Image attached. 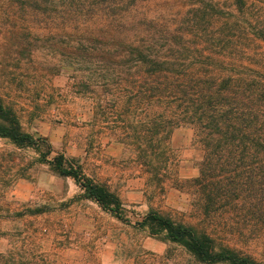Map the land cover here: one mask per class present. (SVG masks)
Instances as JSON below:
<instances>
[{"label": "rangeland", "instance_id": "374dc122", "mask_svg": "<svg viewBox=\"0 0 264 264\" xmlns=\"http://www.w3.org/2000/svg\"><path fill=\"white\" fill-rule=\"evenodd\" d=\"M239 1L242 6L238 0H0V101L15 115L20 112L21 128L26 134L50 144V158L66 156V151L43 137L41 133L47 129L60 133L75 129L73 136L78 138L83 129H95L91 127L94 120L111 133L108 128L115 120L119 137L124 138V130L132 132L130 125L141 131L143 112L127 113L128 50L142 40L160 41V36L154 37L155 29L167 25L171 36L200 43L208 36L220 35L219 28L224 25L222 35L229 40L244 38L245 44L238 50L253 57V62L245 66L264 74V0ZM204 46L200 43L196 48ZM163 49L158 43L161 55L166 54ZM119 62L123 64L116 65ZM190 64L182 63L188 67ZM199 67L195 64L194 68ZM114 104H118L116 111ZM194 134L191 127L177 128L164 146L162 136L156 137L154 145L163 147V151L151 154V167L147 164L152 157L138 158L139 148L148 150V144H139L138 148L128 142L131 147L125 150V160L134 164L127 166V172L153 175L152 187L143 198H148L155 211L210 234L219 246L264 264V223L241 220L235 212L228 216L232 220L220 223L225 210L219 205L212 209L210 218L206 216L192 184L199 176L203 158ZM5 142L0 139L1 263L200 264L182 246L154 237L137 225L145 217V209L136 203L135 192L132 203L121 202L123 219L108 210V216H79L75 211L62 214L57 210L68 206L60 208L52 191L44 193L41 185L36 199L14 203L12 189L18 176L33 182L39 175L42 181L44 169L34 170L33 166L28 172L35 160L33 151H18ZM97 154L86 164L106 160ZM45 164L58 177L67 178ZM160 167L163 170H158V178L164 177L165 191L159 189L152 171ZM115 177L119 183L120 177ZM105 178L95 175L93 179L100 182ZM138 183L133 180L134 189L140 187ZM66 188L67 184L53 185L59 196ZM119 189L117 185L116 191Z\"/></svg>", "mask_w": 264, "mask_h": 264}, {"label": "trees", "instance_id": "16d2710c", "mask_svg": "<svg viewBox=\"0 0 264 264\" xmlns=\"http://www.w3.org/2000/svg\"><path fill=\"white\" fill-rule=\"evenodd\" d=\"M240 4L242 6V2ZM208 10L212 8L209 6ZM223 26L219 28L220 35L200 41L205 45L204 49L196 48L200 44L197 41L183 42L182 38L171 36L167 25L155 29L157 35L154 37L160 36V41L152 38L129 46L131 64L126 77L130 83L127 91L130 111L127 113L135 115V111L141 110L144 117L140 118L143 130L130 125L132 132L126 135V141L135 146L140 144V147L145 142L148 144V150L138 146L141 155L138 158L152 157L147 164L151 167L150 163L154 161L151 154H157L160 149L161 154L163 151V147L154 145L156 137L162 136L161 146H164L173 130L185 126L193 128L194 140L201 147L203 158L199 164V176L192 180V184L206 216L210 218L212 209L219 205L225 210L219 215L220 223L224 219L226 222L232 220L228 216L235 212L241 220L245 218L262 224L264 74L245 66L246 62H253V57L238 50L245 44L244 38L229 40L222 35ZM158 43H162L165 55L160 54L162 50H157ZM185 62H191L190 66L182 65ZM120 63L123 64L119 62L116 65L120 66ZM195 64L200 67L194 68ZM0 138L21 149H35L40 155L39 162L50 164L62 177L74 178L85 189L88 198L123 219L120 215L121 201L115 194L106 186L83 177L75 160H68L60 154L50 158L53 153L50 144L45 139L24 133L15 114L6 110L1 101ZM159 169L163 170L160 167L152 171L158 184H163L164 177L158 178ZM241 220L237 221L238 226ZM137 225L154 237L182 246L200 264H262L219 246L210 234L175 222L155 210H151Z\"/></svg>", "mask_w": 264, "mask_h": 264}, {"label": "crops", "instance_id": "0c3cea01", "mask_svg": "<svg viewBox=\"0 0 264 264\" xmlns=\"http://www.w3.org/2000/svg\"><path fill=\"white\" fill-rule=\"evenodd\" d=\"M2 103V102H1ZM119 104V102H118ZM118 104H114L113 109L115 108V111L117 110ZM3 107L6 110H10L7 108L3 103ZM114 111V110H113ZM20 112H17V115H15L19 121L20 119ZM121 117V114H119V118ZM122 118V117H121ZM123 119V118H122ZM94 124L91 125L92 128L95 129H83L81 131L82 135H79V137L75 138L73 135L76 134L75 129L68 128L65 132L60 133L58 130H54L53 132H50V129L44 130L41 134L43 137L50 138L51 143L54 146H57L58 149L65 148L66 158L68 160H75L76 164L80 167L83 175L85 178L91 180L92 182L99 184V185H105L112 193L116 194V196L120 199L123 203H132L133 199V192L136 193L135 198L137 199L136 203L140 204L141 207L145 209V212L143 215H147L151 210H154V208L151 206L150 202L148 201V198H143L144 194H148V189L152 187V179L153 175L151 174L147 175V173H138L137 175H132V172H127V166H132L134 164L133 162H128L125 160V150L126 148H130L131 146L127 143L125 137L127 135V132L124 130L123 134L125 135L123 137L118 136L119 130L118 128V121H113V126L109 127L108 129H111V133H113V137L110 138L111 133L108 132V130H104L103 128L99 127V121L94 120ZM124 124V122H123ZM20 125H23L20 123ZM115 125V126H114ZM127 130V127L124 128ZM23 130V129H22ZM80 130H77L79 132ZM24 132V131H23ZM27 133H31L30 131H26ZM25 133V132H24ZM61 135H60V134ZM118 137V138H116ZM1 140L6 141L7 143H11L7 139ZM5 142V143H6ZM12 144V143H11ZM10 145V144H6ZM14 149L21 151V150H32L33 155L35 156V160L33 164H29L30 168L28 169V172H30L34 166L35 169H44V176L43 180L41 181L42 177L38 175L39 178L33 182H28L24 180V177H19L16 179V183L13 185L12 194L15 195V198L13 200L14 203L18 202H26L32 199H36V196L38 195V186H44L43 192L46 193L48 190L52 191L53 196L60 202V208L62 206H68L63 209H58L57 211H60L62 214H65L67 212L75 211L79 216H88V215H94L95 216H108L109 212L104 210L103 207L96 202L93 199H90L86 196V191L82 186L74 179H71L70 177L67 178H61L55 175L50 167L46 165L45 163H39L38 162V154L37 152L32 148H18L14 144H12ZM11 145V146H12ZM1 151V150H0ZM3 151V150H2ZM100 153L102 156L106 158V160L98 161L97 164H86L87 162L94 161V154ZM99 155V154H97ZM109 159V160H108ZM108 163V164H107ZM110 163V164H109ZM115 168L119 170V172L115 173ZM147 168V167H146ZM95 169V170H94ZM30 173H28L29 175ZM92 174V176L90 175ZM95 175H102L103 177H106L103 180H100L98 182L97 180L93 179ZM115 176H119V183L117 182V179ZM40 180V182H39ZM133 180H136L137 183L140 185V187H137L134 189L133 187ZM44 182V183H43ZM58 183L67 184V188L65 189V192L62 193L60 196L57 195L54 191L56 189H53V185H57ZM117 185H120L122 189H119V191H116ZM160 187V190H166L167 185L166 184H158ZM51 187V189L49 188ZM74 192H72V190ZM69 215H72L68 213Z\"/></svg>", "mask_w": 264, "mask_h": 264}]
</instances>
